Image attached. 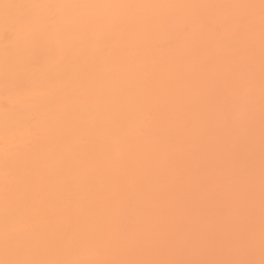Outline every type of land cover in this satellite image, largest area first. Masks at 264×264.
Listing matches in <instances>:
<instances>
[{
  "label": "bare ground",
  "instance_id": "1",
  "mask_svg": "<svg viewBox=\"0 0 264 264\" xmlns=\"http://www.w3.org/2000/svg\"><path fill=\"white\" fill-rule=\"evenodd\" d=\"M259 3L0 0V259L6 233L10 258H226L251 187L258 260V9L253 41L232 20L247 10L12 9L5 23L3 5ZM97 228L132 239L97 252Z\"/></svg>",
  "mask_w": 264,
  "mask_h": 264
},
{
  "label": "snow or ice",
  "instance_id": "2",
  "mask_svg": "<svg viewBox=\"0 0 264 264\" xmlns=\"http://www.w3.org/2000/svg\"><path fill=\"white\" fill-rule=\"evenodd\" d=\"M220 8V9H240L247 10V14L232 18L233 22L243 27L254 41V29L256 22L255 10L258 9L259 18V39H260V121H261V184H260V232H259V252L260 258L256 255V236L254 224V196L250 187L245 211L247 223L242 235L234 245H230L225 252L226 258L219 259H117V260H80V259H38L31 258L21 250H17L11 258L9 257L8 242L9 234H5V258L0 259V264H264V0L257 4H223V5H134V4H4L5 23H8V14L12 9H74V8H105L115 10H127L135 8ZM116 23L119 15L110 18L97 17L96 23H103L105 20ZM38 20L32 15H27L19 21L20 27L29 28ZM254 87L251 82L248 89V99L251 102L254 98ZM251 167L249 169V182L251 184ZM7 199V197H6ZM96 238L101 246L96 248L97 252L102 251L104 243L111 244L117 248H127L131 234L112 233L109 234L102 229H95Z\"/></svg>",
  "mask_w": 264,
  "mask_h": 264
}]
</instances>
